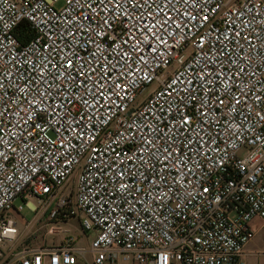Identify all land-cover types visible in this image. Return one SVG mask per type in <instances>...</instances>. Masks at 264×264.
Wrapping results in <instances>:
<instances>
[{
    "label": "built area",
    "instance_id": "1",
    "mask_svg": "<svg viewBox=\"0 0 264 264\" xmlns=\"http://www.w3.org/2000/svg\"><path fill=\"white\" fill-rule=\"evenodd\" d=\"M254 218L264 0H0V264H246Z\"/></svg>",
    "mask_w": 264,
    "mask_h": 264
},
{
    "label": "rangeland",
    "instance_id": "2",
    "mask_svg": "<svg viewBox=\"0 0 264 264\" xmlns=\"http://www.w3.org/2000/svg\"><path fill=\"white\" fill-rule=\"evenodd\" d=\"M62 1H59L57 5H60ZM154 86V83L149 84L146 89H144L138 99L142 98L148 90ZM69 187L73 189V181H70ZM28 200L36 206V209H31L27 207L20 197L15 198L13 201V206L16 207L17 204L22 205V209L17 213L15 212L14 216L19 221H23V224H20L18 228V235L15 239L14 245L19 247L22 244H29L32 246L38 245H47L52 246L56 245L63 239L65 234L76 235V230H78L77 221L75 216L68 217L65 222L60 221L57 223L58 227H68L66 232L60 231H47V228L50 224L55 223L53 219L48 218L46 206L38 204V201L35 198H28ZM70 218V219H69ZM88 237L91 235L90 232L86 233ZM76 237V236H75ZM252 247L254 251H259L258 254H249L245 256L246 264H264V227L261 226L257 232L254 234L252 239Z\"/></svg>",
    "mask_w": 264,
    "mask_h": 264
},
{
    "label": "crops",
    "instance_id": "3",
    "mask_svg": "<svg viewBox=\"0 0 264 264\" xmlns=\"http://www.w3.org/2000/svg\"><path fill=\"white\" fill-rule=\"evenodd\" d=\"M26 206L31 208L32 203L28 200V205H26ZM71 219H75L77 221V225H78V220L76 218H71ZM67 220H65V221H67ZM65 221H62V222H65ZM251 222H252L253 227L255 228V233H256L257 230L261 227L260 224H259V219L258 218H254V219L251 220ZM20 224H23V221H19V223H17V219H16V225H17L18 228H20L19 227ZM62 228L67 230L68 227H62ZM75 234H76V235H74V237L76 236L75 237V243L78 244V245L87 244L89 238L91 237V235L88 237V235L86 233H83L81 231V229L79 228V225H78V230H76ZM252 239H253V237H252ZM252 239L244 247V256H247L249 254H254V250H253V247H252V244H253L252 243ZM88 259H89V256L86 255L85 256V261L82 260V259H77L74 264H86Z\"/></svg>",
    "mask_w": 264,
    "mask_h": 264
}]
</instances>
